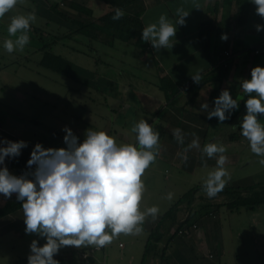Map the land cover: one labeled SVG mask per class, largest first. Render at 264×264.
Returning a JSON list of instances; mask_svg holds the SVG:
<instances>
[{
    "label": "crops",
    "instance_id": "obj_1",
    "mask_svg": "<svg viewBox=\"0 0 264 264\" xmlns=\"http://www.w3.org/2000/svg\"><path fill=\"white\" fill-rule=\"evenodd\" d=\"M26 1L23 0L24 7L28 9L29 13H35L41 19V21L37 20L39 25H34V29L45 31V27H50L51 24L55 26L60 16L54 6L57 2L62 4V0ZM75 1L90 7L93 15L97 17L111 9L102 0ZM222 1L195 0L200 5L199 9L193 7V0H138L132 4L130 11L140 14L145 27L150 23H157L161 14H165L175 22L178 7H183L190 12L189 16L185 18L186 24L176 26L177 32L172 40L173 47L171 49L162 48L156 51L148 42L149 51L144 52L140 57L134 52L131 59L123 57V52L118 57L103 58L94 56L92 52L88 53V50H82L79 54L64 55L52 51V46L48 47L51 52L70 60L72 65L66 69L64 74L42 66L44 71H47V74L42 73V75L46 76L53 86L58 80L56 75L62 77L61 80L65 86L60 91L48 87L43 88L46 89V94L42 95L46 98L44 108H48V115H50V117H46L47 119L38 120L33 117L24 119V116L21 117V113L29 112L28 105H33L36 101L34 99L36 96L27 91L17 89L13 94V97L22 104L19 108H17L20 106L19 104L13 108L9 105L11 102L8 100L7 106L14 109L16 113L6 116V122H0V141L22 140L27 142V147L21 150L18 157L6 158L5 165L9 171L22 169L30 159L31 152L37 143L45 149L66 148L67 145L64 143L66 133L63 131L65 127L72 130L79 142H83L86 130L91 128L96 131H105L113 136L118 144L132 143L135 145L137 141L135 134L131 132V127L141 119L147 120L155 130L159 131L160 154H165V156H158L149 169L155 171V165L159 160H167L170 163L178 164V166L182 163L181 168L183 169L193 170L195 164L199 162L200 156H195V153L190 155V151H188L185 153L187 161L182 160L178 153H181L183 148L176 145L177 140L174 138L172 130H181L186 145L191 143L192 133H195L199 138L202 135L207 136L206 133H201V130H204L208 124H218V122L207 119V112L200 110L201 104L207 103L211 110L214 107L215 98L225 89L232 96L236 93L237 98L243 97L245 93L240 86L241 82L251 78V69L258 66L259 63L256 58L252 57V53L248 55L243 51L235 54L229 66L228 76L224 80H209L200 85L196 93L189 88L183 89L175 103L171 105L167 104L165 92L159 86V73L171 77L180 88H184L191 82L193 74L198 71L201 74L210 68L209 58L199 42V24L203 20L211 19L213 17L211 6L216 2L221 4ZM95 6L100 8L97 13L94 11ZM65 10L69 15L74 12L72 8ZM8 16L15 15L9 14ZM216 21L224 22L218 40L220 54L225 48L226 42L234 41L237 37L236 27L234 24L229 26L230 22H234L233 18L224 20L223 9H220L216 14ZM1 22L4 23V21H0V26H4L5 24ZM8 22L6 23L8 24ZM223 34L228 37L226 41L221 39ZM259 36L255 42L261 40L264 30ZM40 59L41 57L36 63L37 72L41 67ZM221 59L223 58L221 57ZM13 118L19 121L13 120ZM24 121H29L28 126H24ZM17 125L19 130L15 128ZM3 146L6 145L0 144V147ZM28 178L33 179L31 175ZM12 199H16L15 194L10 199L0 195V205ZM157 220L158 217L154 222L151 220L147 225L143 224L144 230L140 235H125L128 239V247L125 241L119 240V248L115 251L112 243L102 250L96 251L92 258V264H203L200 258H215L213 249H207L209 238L206 234L204 235L203 230L201 231L202 236H194L189 239L185 237L168 239L169 243L163 249L160 260L155 258L158 251L149 253L144 258L147 239ZM25 227L21 206L0 217V262L27 264V258L31 254L32 240H37L39 246L46 243L44 238L36 234H26ZM139 242H143V249L138 255L137 245ZM90 247H62L54 259L58 260L59 264H81L80 252ZM202 248L213 251L214 256L208 255ZM190 260L192 263H188Z\"/></svg>",
    "mask_w": 264,
    "mask_h": 264
},
{
    "label": "clouds",
    "instance_id": "obj_2",
    "mask_svg": "<svg viewBox=\"0 0 264 264\" xmlns=\"http://www.w3.org/2000/svg\"><path fill=\"white\" fill-rule=\"evenodd\" d=\"M22 2L0 0V18ZM251 2L256 6V14L264 19V0ZM193 7L199 9L200 5L193 0ZM189 14L183 7H178L175 22L161 14L157 23H150L142 29L141 39L151 43L156 51L171 49L176 26H184ZM123 16L124 11L117 8L112 19L119 20ZM36 19L35 13L11 17L7 32L15 40L4 41L7 53L24 50L30 42V26ZM256 30H264V25H257ZM227 38L226 34L221 36L222 40ZM201 79L199 71L192 75L196 84ZM240 86L248 97L246 114L240 124L241 135L249 142L251 152L262 157L259 163L264 165V123L258 119V116H264V67L252 68L251 78L242 80ZM241 99L244 97L233 99L225 89L215 98L211 110L207 103L201 104L200 110L207 112V119L218 118L222 124L230 118L233 110L238 109V100ZM63 131L67 147L45 149L37 143L27 161L29 168L36 166L35 170L20 176L9 171L5 160L18 157L27 142L0 141L6 145L0 147V195L10 199L15 194L22 202L25 233L46 240L43 246L32 240L27 264H59L54 256L62 247L95 246L99 249L110 245L121 234L140 235L146 218L150 216L154 222L160 213L158 206L143 211L140 207L146 191L143 176L160 154V133L147 120L141 119L131 127L137 141L135 145L118 144L105 131L91 128L86 130L83 142H79L70 128L65 127ZM191 135V143L178 155L186 162L185 153L198 149L202 156L215 158L216 166L203 182L206 196L214 198L224 189L229 176L225 167L227 149L217 143H207L201 149L199 137L195 133ZM173 136L178 144H184L180 129H174ZM204 167H207L206 161ZM29 175L33 179H29ZM166 198L172 200L173 193L169 192Z\"/></svg>",
    "mask_w": 264,
    "mask_h": 264
},
{
    "label": "rangeland",
    "instance_id": "obj_3",
    "mask_svg": "<svg viewBox=\"0 0 264 264\" xmlns=\"http://www.w3.org/2000/svg\"><path fill=\"white\" fill-rule=\"evenodd\" d=\"M26 1V0H25ZM27 2V1H26ZM59 6H63L60 2H57ZM99 6H95L94 11H99ZM235 9V6H234ZM233 9V12L235 11ZM13 15H28L29 11L24 7L23 2L18 3L14 9L9 13H6L0 21H4V26H0V122L6 120L10 113H16L14 109L7 106L8 100L11 102L13 108L21 107L22 104L13 97L15 90H24L30 94L36 96V101L33 105H28L27 113H21V117L29 119L30 117L38 120H43L48 115V108L46 101L42 95L46 94V89L51 88L57 91L64 89V84L59 75H56L57 83L53 86L52 82L47 79L42 73H46L44 68L40 67V73L37 72L36 63L42 55L40 46L44 42L51 40L53 34L61 35L68 32V28L62 26V24L50 25L45 27L47 37L44 41L39 38L41 32H37L34 29V25H39L38 21L41 19L37 17L36 21L31 24L29 37L30 42L25 46L23 51H14L9 54L5 51L3 44L6 39H13L10 37L7 28L10 24L11 16ZM75 14V13H74ZM248 27L245 34V44H254L258 40L261 31L256 30L257 25H264V19L256 14V6L251 2L248 6ZM77 16V15H76ZM80 18V15H79ZM7 21L8 24L6 23ZM49 33V34H48ZM41 36V35H40ZM219 45V44H218ZM51 50L68 55L74 53L79 54L82 50H91L94 56L103 58L107 57H118L120 53L124 54L123 57L131 58L134 56L136 50L135 46L130 42H124L116 40L113 45L102 42L100 39H93L90 41L84 34L74 33L72 36L63 37L61 41L53 42L51 44ZM259 63V62H258ZM260 66V65H258ZM127 67V65H126ZM255 95V94H254ZM31 96V95H30ZM38 96V97H37ZM32 99V97H30ZM44 108V109H43ZM245 115V114H244ZM243 115V116H244ZM243 116H237V119L229 124V120H225L221 125L213 124L206 126L201 133H206L207 136L202 135L199 138L201 149L207 143L222 144L227 149L225 155L228 157V163L225 165L228 170L229 176L226 178V185H239L248 186L252 184H263L264 183V165L260 164L259 161L262 157L256 156L250 150L249 142L241 135L240 124ZM16 118H13L15 120ZM23 119V120H24ZM258 119L264 123V116H258ZM16 121H19L16 119ZM6 122V121H5ZM24 126H28L29 121H24ZM19 125V122H17ZM17 125V126H18ZM15 126L19 130V126ZM233 126H236L233 129ZM14 127V126H13ZM173 131V130H172ZM197 131V130H195ZM238 132L240 135L238 140H230L229 134ZM200 133V134H201ZM191 141L193 137L191 136ZM185 142V140H184ZM176 145L178 142L176 141ZM188 145H180L183 149ZM190 155L195 153V156H200L199 162L195 164L193 170L183 169L182 163L180 166L175 163H170L167 160H159L155 165V171L152 169L146 170L143 181L145 183L146 191L144 193L143 200L141 202V210H145L148 207L158 206L160 213L165 212L177 199H179L189 189L198 185H203L204 180L207 177L209 171L213 170L216 166L215 158L209 159L206 156H202V152L198 149H191ZM159 156H165L164 153ZM204 161L207 162V167H204ZM261 187H257L259 195L263 196L264 191H261ZM173 193V199L168 200L167 194ZM204 194L196 197L194 204L190 209L185 207V204L178 211L180 218L192 216L195 221L190 220L192 227L194 228L190 233L185 234L186 239L193 238L194 236H202L201 231H204V235L209 238L207 243V249H213L215 258H200L203 264H264V203L255 204V208H251L247 205H241L238 208L231 209L229 203L234 200H240L243 197L252 196L251 191H237L230 194L219 195L216 198L204 199ZM197 194H201L199 191ZM209 203L208 209L202 208V205ZM191 218V217H190ZM199 218V222L198 219ZM152 218L149 216L146 218L144 225H147ZM153 221V220H152ZM186 226H190L185 223ZM184 224V225H185ZM200 225L199 228L196 227ZM177 224H174L170 232L166 233L162 240L158 242L156 251L151 253H157V260L161 259L163 249L166 244L169 243L168 239L174 231ZM196 226V227H195ZM163 231V229H162ZM209 233H206V232ZM119 240H123L128 247L127 238L121 234L118 238L112 242L113 250H117ZM138 255L142 252L143 242H139L137 245ZM204 247V245H201ZM208 255L213 256L211 251H207L206 248H202ZM207 255V256H208ZM209 256V257H210ZM194 262V261H193ZM192 261L190 260V262ZM0 264H6L0 262ZM8 264V263H7Z\"/></svg>",
    "mask_w": 264,
    "mask_h": 264
},
{
    "label": "trees",
    "instance_id": "obj_4",
    "mask_svg": "<svg viewBox=\"0 0 264 264\" xmlns=\"http://www.w3.org/2000/svg\"><path fill=\"white\" fill-rule=\"evenodd\" d=\"M102 1L106 2L111 7V9L98 17L93 15L92 9L90 7H87L86 5L75 0H62V7L59 6V4H56L54 6L56 12L60 16L59 19H57L56 24H62V26L66 25V28H68V32L61 35L53 34L54 36L51 38V40L49 39V41L44 42L43 45L40 46L42 55L39 64L41 66L50 68L57 73H66V69L72 65V62L62 57L61 55L51 52L50 50H48V47H50L53 42L61 41L63 37L72 36L74 33L78 32L87 36L90 41H92L93 39H100L102 42L108 43L109 45H113L116 40L130 42L135 46V55H137L138 57H140L144 52L149 51L148 42H145L141 39V32L145 26L140 17V14L130 11L131 5L138 0ZM249 4L250 0H223L221 4L220 2H216L211 6L213 17L211 19L203 20L200 22L198 35L200 45L209 58L210 68L201 73L202 79L199 84H196L193 82V80H191V82H189V84L184 88H180L171 77L159 73V86L165 92L167 104H174L179 93L183 89L189 88L194 90V92L196 93L198 87L209 80H224L228 76L229 66L235 54H239L243 51L248 53V55L252 53L254 47L261 40L255 42L254 44H245V34L247 32L246 29L248 27L247 25L249 18ZM66 8H72L74 10L73 14L69 15L65 10ZM117 8H120L124 11V16L119 20H113L112 16L115 14V10ZM220 9H223L224 20L233 18L234 22H230L229 26H232L233 24L235 25L237 37L234 41H227L224 46L225 48L219 54L218 40L219 35L221 34L222 24L224 23L216 21V14L219 13ZM233 9L235 10L234 12ZM33 30L41 32V36L39 35V38H41L42 41H44L45 37L48 36L46 31L38 28H35ZM226 48H229L228 50L230 51L231 55L229 57H226L227 64L225 65L221 57L224 58L226 56L224 54V50H226ZM90 52L91 50H88V53ZM252 57L254 56L252 55ZM256 60L259 61L260 59L256 58ZM232 97L233 99H236V93H234ZM243 97L244 99L238 100V109L233 110L230 118L227 119V121H230L229 124L234 122V120L237 119V116L241 117L246 114L245 101L248 98L247 94H244ZM211 121L218 122V124H220L218 118H213L211 119ZM239 137L240 135L238 134V132L229 134L230 140H238ZM25 167H27V164L23 168ZM257 187H261V191H264V183L259 185L252 184L248 186L226 185L217 196L230 194L237 191H251L253 194L252 196L243 197L240 200H234L229 203V206L231 207V209H234L236 207L238 208L241 205H247L251 208H255V204L264 203V195H259V190H257ZM199 191L201 192V194H197ZM203 192V185H198L189 189L165 212L161 213L158 216L156 225L151 230L147 239L144 258L158 247V242L162 240L163 236L166 233L170 232L174 224H177V226L170 235L169 240L186 236L185 234H179V229L185 223H188L190 226H192L190 220L195 221V219L190 215L185 217L184 219L180 218L178 215V211L183 204H185V207L187 209H190L194 204V200L196 199V197H198V195L199 197H201L204 194ZM204 199L209 198L207 196H204ZM21 204L22 202L18 201L17 199L6 201L3 205H0V217L16 210L19 206H21ZM209 207V203L202 205V208L208 209ZM196 220H198L199 222V218ZM199 227L200 225L198 224L196 229ZM192 230L193 229H191V231Z\"/></svg>",
    "mask_w": 264,
    "mask_h": 264
},
{
    "label": "built area",
    "instance_id": "obj_5",
    "mask_svg": "<svg viewBox=\"0 0 264 264\" xmlns=\"http://www.w3.org/2000/svg\"><path fill=\"white\" fill-rule=\"evenodd\" d=\"M224 54L226 56L223 58V62L226 65L227 64L226 57H229L231 55V53H230V51L228 49H226V50H224ZM252 55L255 58H257V59L259 58L260 59L258 61L259 65L261 67H264V36L262 37L261 41L254 47V49L252 51ZM35 167H36L35 165H33L32 168H29L27 166V167H25V168H23V169H21L19 171H11V173L13 175L20 176V175H23L25 173H30V172L34 171ZM191 229H194V228L192 226H186V224H185L179 229L178 233L179 234H187V233L191 232ZM102 249L103 248H99L98 249L95 246H91L90 248L83 249L80 252V254H81V264H92V258L94 256V253L96 251H99V250H102Z\"/></svg>",
    "mask_w": 264,
    "mask_h": 264
}]
</instances>
